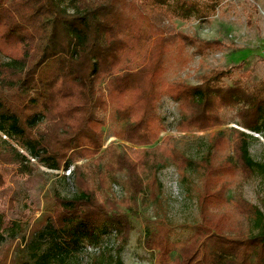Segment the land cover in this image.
<instances>
[{"label": "trees", "instance_id": "16d2710c", "mask_svg": "<svg viewBox=\"0 0 264 264\" xmlns=\"http://www.w3.org/2000/svg\"><path fill=\"white\" fill-rule=\"evenodd\" d=\"M221 1L0 0V164L68 171L75 188L55 192L28 233L12 224L13 263L80 264L82 246L98 248L111 233L119 252L131 219L160 197L159 168L172 164L199 221L178 241L166 220L148 222L143 243L155 264H264V203L238 191L257 176L264 182V163L250 153L253 132L264 129V79L239 72L244 61L196 84L179 77L223 43L185 33L176 20L207 22ZM164 97L177 105V132H207L197 157L161 135ZM92 264L123 262L99 249Z\"/></svg>", "mask_w": 264, "mask_h": 264}, {"label": "rangeland", "instance_id": "374dc122", "mask_svg": "<svg viewBox=\"0 0 264 264\" xmlns=\"http://www.w3.org/2000/svg\"><path fill=\"white\" fill-rule=\"evenodd\" d=\"M176 25L181 31L198 38L216 39L223 43L221 48L207 53L201 60L195 57L189 67L180 72L179 77L185 82L199 83V76L204 72L212 68L230 69L241 61L245 64L239 72L248 69V80L264 79V0H222L209 21L199 22L192 18L176 20ZM232 70L235 76L237 71ZM223 80L230 83L232 77L225 76ZM160 110L167 123V131L161 135H173L184 154L197 157L205 148L207 132H177L173 128L178 118L177 105L166 97L161 102ZM113 140V137L109 139ZM250 153L253 159L264 163V129L259 133L253 132ZM62 173L48 170L35 161L23 166L0 164V250L5 255L6 264H15L16 241L8 236L12 224L19 228L22 226V229L27 226L28 233L51 212L55 192L65 197L75 192L72 175L66 171L64 177ZM158 178L161 182L160 197L157 203L141 208L143 216L131 219L132 230L127 244L117 252L118 239L115 233H111L98 247L105 253L119 255L123 264H155L154 253L143 243L145 226L151 220H166L174 228L175 241L185 238L189 226L199 221L196 200L186 194L175 166L165 164L160 167ZM112 188L116 197L123 196L119 185L114 184ZM238 191L250 203L258 206L264 203V182L259 176L244 183ZM234 192L236 190H231L228 195ZM246 226L247 222L243 221V227ZM98 248L83 245L78 256L80 264H92Z\"/></svg>", "mask_w": 264, "mask_h": 264}]
</instances>
